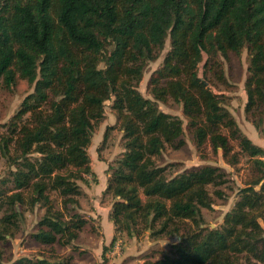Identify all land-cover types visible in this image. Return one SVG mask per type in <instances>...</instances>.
Segmentation results:
<instances>
[{
    "label": "trees",
    "instance_id": "trees-1",
    "mask_svg": "<svg viewBox=\"0 0 264 264\" xmlns=\"http://www.w3.org/2000/svg\"><path fill=\"white\" fill-rule=\"evenodd\" d=\"M167 40L169 50L148 81L152 98H145L138 86ZM244 48L249 58L245 111L260 130L264 0H0V87L11 90L23 80L33 88L0 137L11 183L0 193V209L6 208L0 241L14 236L19 208L33 211L38 205L45 213L32 233L35 242L67 247L77 240L86 224L76 212L78 183L97 181L87 150L104 104L112 100L124 154L107 169L105 193L115 200L110 220L132 237L141 224L154 237L179 239L161 259L146 264H234L242 254L264 264L258 221L264 174L240 191L221 228L203 229L201 210L213 203L207 187L224 199L217 189L226 182L224 172L203 166L168 176L157 163L167 147L185 145L182 119L159 108L171 100L181 106L197 148L208 144L226 158L236 141L238 154L264 171V149L242 133L225 96L211 89L208 71L204 77L198 72L206 56V69L227 85L217 57ZM52 193L61 210L55 209ZM69 206L74 210L65 219ZM22 264L75 263L53 254Z\"/></svg>",
    "mask_w": 264,
    "mask_h": 264
},
{
    "label": "rangeland",
    "instance_id": "rangeland-1",
    "mask_svg": "<svg viewBox=\"0 0 264 264\" xmlns=\"http://www.w3.org/2000/svg\"><path fill=\"white\" fill-rule=\"evenodd\" d=\"M169 50V40L166 41L161 56L155 62L148 63L143 78L138 86L139 92L148 99L152 96L148 91V81L151 74L160 66L163 57ZM207 57L204 56L203 62L199 65L198 72L200 77L205 75L209 79L211 89L216 94L225 96V105L236 121L242 133L246 135L255 145L264 149V123L260 130H256L248 114L245 111L246 92L245 81L247 79V68L249 65L248 51L244 48L240 54L232 52L226 56L218 55L217 61L221 64L227 85L217 82L209 68L206 69ZM33 88L26 81L19 80L17 85L6 90L0 87V137L7 131V125L18 111L22 100L32 92ZM160 110L171 115L178 116L183 121L185 145L176 150L167 147L162 156L157 160L161 167H165L168 176L180 172L197 169L203 166H211L220 169L225 174V184L217 189L225 193L224 199L214 196V187H207L209 194L213 197V203L209 209H202L204 223L200 225L203 229H219L223 225L224 216L229 212L240 199V191L264 174L258 166L247 156L239 153L238 142H232V152L226 157L220 149L214 152L206 144L197 148L193 142L191 130L187 126L186 119L183 117L182 108L177 103L169 100L167 103H159ZM91 160V165L96 177H101V185L92 177H89L88 184L78 183L82 190L79 200L82 204L76 210L85 220V226L79 234V239L68 247L60 245H41L32 239V233L37 229V223L45 213V209L38 205L33 211L26 207L19 208V218L17 227L14 229L12 238L6 237L0 241V264H22L24 259H36L41 257L51 258L56 255L60 258L72 257L77 264L81 260L79 256L86 254L85 264H103L110 260L121 261L123 264H146L161 259L165 253L170 252L171 246L179 242L177 238L154 237L152 229L145 225H137V235L132 237L116 227V243L113 247L101 246L104 232L102 229V217L105 218L107 212L111 213L114 198L111 194L105 193V179H108V167L115 165L124 154V139L119 128L116 114L112 109V100L104 104V117L94 125L91 143L87 150ZM235 153V154H234ZM233 155H236L237 162L233 164ZM264 161V158H261ZM10 168L5 160L0 156V193L7 192L11 187L9 177ZM261 182L255 187L260 190ZM264 195V190H263ZM144 200L145 198L141 196ZM1 200V197H0ZM51 200L56 210H61L60 198L57 194H51ZM73 206H69L65 212V219L73 213ZM81 210V212H80ZM6 208L0 209V218L6 213ZM94 214V217L92 215ZM100 213V214H98ZM258 213V219L264 230V200ZM157 229V226L154 228ZM120 230V231H119ZM185 230V229H184ZM185 232V231H183ZM106 241V240H105ZM85 252H79V248H86ZM73 255V256H72ZM103 255V256H102ZM102 258H101V257ZM140 258L139 262H136ZM135 261V262H134ZM234 264H260L244 254L236 256Z\"/></svg>",
    "mask_w": 264,
    "mask_h": 264
},
{
    "label": "crops",
    "instance_id": "crops-1",
    "mask_svg": "<svg viewBox=\"0 0 264 264\" xmlns=\"http://www.w3.org/2000/svg\"><path fill=\"white\" fill-rule=\"evenodd\" d=\"M258 131V130H257ZM90 162H91V160H90ZM93 168V166L91 165V169ZM92 171L94 172V174H95V171L92 169ZM96 179H97V182L101 185V183H100V179H101V177L99 176V177H96ZM105 183H106V186H107V179H105V181H104V183H103V185H105ZM106 186H105V189H106ZM104 189V190H105ZM82 191V190H81ZM79 203H80V205L82 206V204H81V202H80V200H79ZM80 212H81V210H80ZM94 214L95 213H93V215H92V217H94ZM98 214H100V213H98ZM83 218H84V216H83ZM84 219H86V218H84ZM102 229H103V232H104V236H103V238H102V242L103 243H101V246H107L106 244L109 242V246L110 247H113L114 245H115V243L116 242H114L113 244H111L112 243V239H113V237H114V235H116V227L114 226V224H113V222L110 220V212L108 213L107 212V214H106V216H105V218H103L102 217ZM80 234V233H79ZM79 237V236H78ZM77 239H79V238H77ZM106 240V241H105ZM77 241V240H76ZM75 241V242H76ZM68 247V246H67ZM87 250V247L84 249V248H79L78 249V251L79 252H85ZM73 256V255H72ZM87 255L84 253V254H82V256H79L80 257V259L81 260H77L76 262H77V264H85V262H88L87 260H85V257H86ZM103 256V255H102ZM101 257V256H100ZM102 258V257H101ZM141 259L140 258H138L137 260H135L136 262H139ZM134 261V262H135ZM99 264H103V261L102 260H99ZM105 264H123V263H121V261H117V260H110V261H108L107 263H105ZM126 264V263H125Z\"/></svg>",
    "mask_w": 264,
    "mask_h": 264
}]
</instances>
